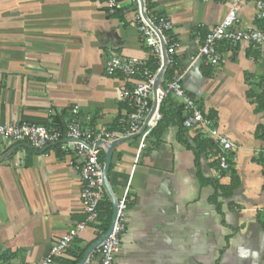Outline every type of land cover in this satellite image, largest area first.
Returning <instances> with one entry per match:
<instances>
[{"label":"crops","instance_id":"crops-1","mask_svg":"<svg viewBox=\"0 0 264 264\" xmlns=\"http://www.w3.org/2000/svg\"><path fill=\"white\" fill-rule=\"evenodd\" d=\"M231 1L152 0L154 12L173 24L174 76L184 75L186 91L216 114L235 146L233 168L219 179L206 151H196L200 135L186 130L188 147L176 124L152 134L140 157L137 137L116 140L110 185L117 200L126 189L131 198L116 264H264V226L254 212L264 205V138L257 133L258 127L264 133V111L248 98L264 83V49L223 46L216 67L196 59ZM136 15L131 0L113 13L106 0H0V124L53 127L60 118L65 129L76 107L83 126L120 133L127 114L120 92L139 79L107 76L105 60L110 54L152 59ZM240 18L243 28L259 26L252 4ZM25 144L0 139V259L39 264L84 220L82 185L69 155ZM215 183L235 186L230 198L218 192L219 209ZM98 239L89 227L70 253L87 252Z\"/></svg>","mask_w":264,"mask_h":264},{"label":"built area","instance_id":"built-area-1","mask_svg":"<svg viewBox=\"0 0 264 264\" xmlns=\"http://www.w3.org/2000/svg\"><path fill=\"white\" fill-rule=\"evenodd\" d=\"M121 1L106 0V8L113 13L119 8ZM131 1L137 7L136 21L141 42L151 49L152 58L158 62V69L155 73L151 72L147 67V60L127 59L115 54L106 57L107 76L139 79L132 88H124L120 92V101L127 109L120 133L98 131L90 126H83L76 107L71 111L64 130L26 122L0 124V139L13 144L26 143L37 152L48 148L43 154L57 149L72 158L70 165L80 176V198L85 218L70 227L66 235L53 243L49 255L39 264H56V260L70 250L76 239L89 227L99 223L100 205L107 199L110 200L104 185V163L100 160L105 152L103 142L111 143L119 139L137 137L140 157L148 148L154 130L162 121L160 108L163 100L168 97H172L177 105L182 107L183 127L213 143V148L206 151V156L216 166L218 178L221 179L223 173L233 168V142L221 133L216 120L209 116L199 101L186 91L183 84L184 75L166 79L167 71L178 65L177 44L170 34L173 30L172 22L151 9L152 0ZM249 4L255 7V22L259 26L243 28L240 13ZM242 44L264 49V0H232L225 18L208 30L197 51L196 59L205 67H216L222 60L221 47L234 48ZM161 73L164 90L158 88L155 96L154 84ZM261 89L264 90V84ZM130 201L129 190L126 189L123 198L118 200V212L112 233L88 257L85 264H95L96 258L97 264H116L121 253L123 237L128 229L126 216ZM254 212L264 226V205ZM0 264L13 263L0 259Z\"/></svg>","mask_w":264,"mask_h":264},{"label":"trees","instance_id":"trees-1","mask_svg":"<svg viewBox=\"0 0 264 264\" xmlns=\"http://www.w3.org/2000/svg\"><path fill=\"white\" fill-rule=\"evenodd\" d=\"M151 9H154V7L151 5ZM148 69L155 73L158 69V62L156 59L152 58L149 63H148ZM175 68L172 70H168L166 73V79H172L175 74ZM264 83H259L258 86L260 87V91L258 93H255L254 91H250L248 93V98L251 100L252 104H255L256 112H262L264 111V90L262 91ZM160 112L163 116L162 121L159 123L158 127L154 130L153 136H158L160 132L163 131L168 125L170 124H176L179 127V139L186 144L188 147L190 145L188 144V141L186 140V135L185 129L182 125V107L177 105V103L174 101L172 97H168L167 99L163 100L160 108ZM209 116L213 119L216 118V114L214 112L209 113ZM53 127L59 128L60 130H64V126L62 123V120L55 119V122L53 124ZM262 127H258L257 133L259 138H264V133L261 132ZM113 131V130H112ZM262 133V134H261ZM194 143L196 144V151L200 155L207 151V149L213 148V143L208 140L203 138L201 135L197 136L194 139ZM57 155L58 157H62V153L57 150ZM101 162L105 164V154L103 153L100 158ZM234 184H231L230 186H223L220 185L219 183H215V188H216V194L212 198V202L216 204L217 209H219V204L217 203V199L219 197L218 192H221L222 196L226 198H230L232 191L234 189ZM112 217H113V205L109 199L104 201L100 205V221L99 223L94 226L98 232H99V238L104 235L108 229L110 228L111 222H112ZM86 250L80 251L79 253H70V250L67 251V253L56 260V264H78L83 256L85 255Z\"/></svg>","mask_w":264,"mask_h":264},{"label":"water","instance_id":"water-1","mask_svg":"<svg viewBox=\"0 0 264 264\" xmlns=\"http://www.w3.org/2000/svg\"><path fill=\"white\" fill-rule=\"evenodd\" d=\"M197 61L200 62V60H197ZM161 79H162V73L158 76V78H157V80L155 81V84H154V87H155V96H157V90H158V88H160L162 91L164 90V88L162 86V83H161ZM156 106H157V104L155 105V109H156ZM119 142H121V141H114V142H111V143L103 142L104 147H105V152H106V160H105V164H104V185H105L107 194H108V196L110 198V201H111V203L113 205V217H112V222H111L110 228L93 245H91V247L87 250V252L83 256L82 260L78 264H85V262L88 259V257L112 233V230H113V227H114V224H115V221H116V217H117V212H118V200H117V198H116V196L113 193V190L111 188L109 175H110V169H111V163H112V157H113V150L115 148V145H117ZM23 146L31 149L30 145H28V144H25ZM47 149L48 148H46L45 150H43L41 153L43 154Z\"/></svg>","mask_w":264,"mask_h":264}]
</instances>
